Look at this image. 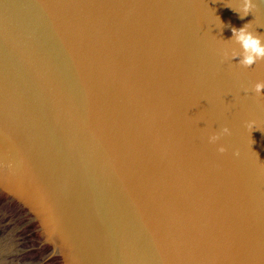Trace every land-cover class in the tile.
<instances>
[{
	"label": "water",
	"instance_id": "95a60500",
	"mask_svg": "<svg viewBox=\"0 0 264 264\" xmlns=\"http://www.w3.org/2000/svg\"><path fill=\"white\" fill-rule=\"evenodd\" d=\"M254 2L0 0V264H264Z\"/></svg>",
	"mask_w": 264,
	"mask_h": 264
},
{
	"label": "clouds",
	"instance_id": "9594fccd",
	"mask_svg": "<svg viewBox=\"0 0 264 264\" xmlns=\"http://www.w3.org/2000/svg\"><path fill=\"white\" fill-rule=\"evenodd\" d=\"M256 7L257 5L254 0H242L243 14L235 9H231L239 14L240 19H244L245 17L252 15V12ZM250 24L251 23H248L239 29L234 27L231 29L233 35L230 40L239 45L240 52H229L228 50L223 52L225 59L232 61L238 60L237 64L244 68H251L258 61H264V39H261L262 35L248 30ZM252 91H254L256 96L264 95V82L256 83ZM228 135H231V131L228 127H224L219 133L209 135L208 142L217 145L222 136ZM217 151L220 154H224L227 152V149L223 145H219ZM234 156L239 157V152L236 151Z\"/></svg>",
	"mask_w": 264,
	"mask_h": 264
}]
</instances>
